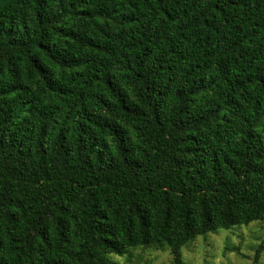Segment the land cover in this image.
Returning a JSON list of instances; mask_svg holds the SVG:
<instances>
[{"label": "trees", "instance_id": "1", "mask_svg": "<svg viewBox=\"0 0 264 264\" xmlns=\"http://www.w3.org/2000/svg\"><path fill=\"white\" fill-rule=\"evenodd\" d=\"M256 221L264 0H0V264Z\"/></svg>", "mask_w": 264, "mask_h": 264}, {"label": "rangeland", "instance_id": "2", "mask_svg": "<svg viewBox=\"0 0 264 264\" xmlns=\"http://www.w3.org/2000/svg\"><path fill=\"white\" fill-rule=\"evenodd\" d=\"M264 239V221L237 225L199 236L182 248L186 264H264V252L255 262V249ZM115 264H174L170 247L147 246L123 255H111Z\"/></svg>", "mask_w": 264, "mask_h": 264}]
</instances>
